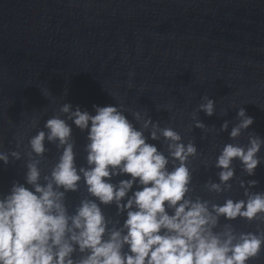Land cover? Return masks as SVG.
<instances>
[{"label": "clouds", "instance_id": "obj_1", "mask_svg": "<svg viewBox=\"0 0 264 264\" xmlns=\"http://www.w3.org/2000/svg\"><path fill=\"white\" fill-rule=\"evenodd\" d=\"M200 112L216 115V101L200 97L183 135L119 101L92 111L65 101L42 126L34 113L26 145H0L3 165L25 168L0 193V264H254L264 256V190L246 178L264 165V136L249 130L244 107L219 128ZM74 127L86 134L85 165ZM194 129L212 134L209 154L187 137ZM201 169L216 179L198 183Z\"/></svg>", "mask_w": 264, "mask_h": 264}, {"label": "water", "instance_id": "obj_2", "mask_svg": "<svg viewBox=\"0 0 264 264\" xmlns=\"http://www.w3.org/2000/svg\"><path fill=\"white\" fill-rule=\"evenodd\" d=\"M47 89L54 100L43 96ZM204 95L216 101V115L199 113L207 126L219 128L244 107L254 117L249 130L264 136V0H0L5 148H14L17 138L26 145L35 132L32 115H42V126L65 101L89 111L119 101L149 110L162 127L183 135ZM73 135L77 163L85 165L86 134L74 127ZM187 137L211 152L210 132L194 129ZM223 139L227 133L217 138ZM48 147L51 157L56 150ZM23 163L0 162V193L23 182ZM215 171L201 169L197 182L216 179ZM246 179L264 190V165ZM80 195L68 193L70 210ZM106 212L114 215L115 208ZM254 264H264V256Z\"/></svg>", "mask_w": 264, "mask_h": 264}]
</instances>
